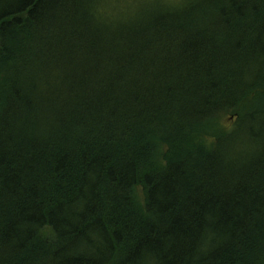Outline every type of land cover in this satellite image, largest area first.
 <instances>
[{
	"label": "trees",
	"instance_id": "trees-1",
	"mask_svg": "<svg viewBox=\"0 0 264 264\" xmlns=\"http://www.w3.org/2000/svg\"><path fill=\"white\" fill-rule=\"evenodd\" d=\"M0 0V264H264V0Z\"/></svg>",
	"mask_w": 264,
	"mask_h": 264
},
{
	"label": "rangeland",
	"instance_id": "rangeland-1",
	"mask_svg": "<svg viewBox=\"0 0 264 264\" xmlns=\"http://www.w3.org/2000/svg\"><path fill=\"white\" fill-rule=\"evenodd\" d=\"M125 1V0H124ZM124 1H122V2H124ZM133 1V0H132ZM168 1H172V2H179V1H181V0H168Z\"/></svg>",
	"mask_w": 264,
	"mask_h": 264
}]
</instances>
